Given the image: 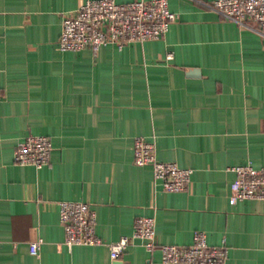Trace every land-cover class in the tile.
Wrapping results in <instances>:
<instances>
[{
    "label": "crops",
    "instance_id": "crops-1",
    "mask_svg": "<svg viewBox=\"0 0 264 264\" xmlns=\"http://www.w3.org/2000/svg\"><path fill=\"white\" fill-rule=\"evenodd\" d=\"M85 1L0 0V264H111L107 243L138 216L155 218L157 244L201 230L226 244L224 264H264V200L229 203L227 169L264 164V39L212 0H168L176 19L159 39L62 51V16ZM29 134L52 143L40 168L13 161ZM138 136L192 169L184 190L133 162ZM61 200L88 203L101 244L66 246ZM159 256L132 238L118 264H184Z\"/></svg>",
    "mask_w": 264,
    "mask_h": 264
},
{
    "label": "built area",
    "instance_id": "built-area-1",
    "mask_svg": "<svg viewBox=\"0 0 264 264\" xmlns=\"http://www.w3.org/2000/svg\"><path fill=\"white\" fill-rule=\"evenodd\" d=\"M208 7L222 18L246 27L264 39V0H212ZM176 19L168 0H86L71 13L64 14L58 36L62 51L89 49L96 53L102 45L114 43L119 48L131 41L159 39ZM172 52L166 53L170 59ZM52 143L47 135L29 134L14 148L13 161L21 165L40 168L50 158ZM155 145L143 137H135L133 162L150 164L155 183L165 191L184 190L190 181L192 169L179 166L174 161L157 160ZM234 172L230 183L229 203L244 199L264 200V164L254 167L250 163L227 167ZM59 222L68 248L75 244H101L95 233V217L88 203L80 200L58 202ZM155 218L138 216L134 219L132 233L107 243L111 264H117L120 254L130 239H140L148 251L158 249L159 259L165 263L224 264L227 247L224 242L209 244L204 231L197 230L191 243L176 245L155 242ZM41 239L31 241L29 252L36 254Z\"/></svg>",
    "mask_w": 264,
    "mask_h": 264
},
{
    "label": "water",
    "instance_id": "water-1",
    "mask_svg": "<svg viewBox=\"0 0 264 264\" xmlns=\"http://www.w3.org/2000/svg\"><path fill=\"white\" fill-rule=\"evenodd\" d=\"M117 264H118V261H117Z\"/></svg>",
    "mask_w": 264,
    "mask_h": 264
}]
</instances>
